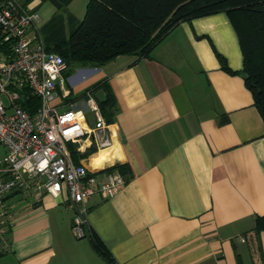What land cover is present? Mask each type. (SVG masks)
<instances>
[{"label":"crops","instance_id":"obj_1","mask_svg":"<svg viewBox=\"0 0 264 264\" xmlns=\"http://www.w3.org/2000/svg\"><path fill=\"white\" fill-rule=\"evenodd\" d=\"M88 1L64 10L43 1L38 28L58 16L52 26L67 32ZM218 57L241 70L223 13L179 24L147 59L118 56L71 83L80 95L104 80L114 101L101 131L108 146L90 138L69 149L99 181L108 171L125 181L113 198L87 203V227L117 264H264V229L255 230L264 217V122L242 78L222 71ZM10 204L0 264H105L73 235L63 198L18 195Z\"/></svg>","mask_w":264,"mask_h":264},{"label":"built area","instance_id":"obj_2","mask_svg":"<svg viewBox=\"0 0 264 264\" xmlns=\"http://www.w3.org/2000/svg\"><path fill=\"white\" fill-rule=\"evenodd\" d=\"M43 1L0 0V255L9 248L10 199L41 193L63 198L73 212L72 232L81 239L88 201L111 199L125 183L114 171L99 181L71 158L69 146L79 149L90 138L98 149L108 146L101 132L106 122L93 94L78 102L69 88L76 76L63 79L62 57L45 49L36 9Z\"/></svg>","mask_w":264,"mask_h":264},{"label":"trees","instance_id":"obj_3","mask_svg":"<svg viewBox=\"0 0 264 264\" xmlns=\"http://www.w3.org/2000/svg\"><path fill=\"white\" fill-rule=\"evenodd\" d=\"M29 1L32 0L22 3ZM52 1L58 10H64L71 2ZM220 13L227 16L242 56L240 71H231L225 60L218 57L220 69L242 78L253 106L264 122V0H89L82 20L72 23L67 32L62 23L52 26V21L58 16H54L39 32L45 49L62 57L65 71L69 67L95 69L118 56L147 59L179 24ZM99 90L106 97L99 108L105 121L110 123L114 101L107 82L102 80L91 85L83 95ZM262 229L264 217H257L255 230ZM85 230L84 238L93 252L105 264H117L90 229L86 227Z\"/></svg>","mask_w":264,"mask_h":264},{"label":"rangeland","instance_id":"obj_4","mask_svg":"<svg viewBox=\"0 0 264 264\" xmlns=\"http://www.w3.org/2000/svg\"><path fill=\"white\" fill-rule=\"evenodd\" d=\"M39 12V11H38ZM39 15H41V18H43V13L41 12V13H39ZM80 69H84V68H76V67H69L68 68V71H65V72H63L62 73V78L63 79H67V78H69L70 76H76V74H77V72H78V70H80ZM85 69H93V68H85ZM69 75V77H67ZM81 76H84V75H81ZM75 79V78H74ZM68 87H69V85H68ZM71 90H72V92H75L76 91V87H74V86H70L69 87ZM74 96V95H73ZM71 97V98H74V97ZM77 99H78V102H84L87 98H86V96H84L83 95V92H82V94L81 95H77ZM91 115V114H90ZM89 114H87V117L89 118V119H91V116H90ZM73 233V232H72ZM74 235V234H73Z\"/></svg>","mask_w":264,"mask_h":264},{"label":"water","instance_id":"obj_5","mask_svg":"<svg viewBox=\"0 0 264 264\" xmlns=\"http://www.w3.org/2000/svg\"><path fill=\"white\" fill-rule=\"evenodd\" d=\"M94 70L95 69H80L78 70V72H79V75L81 76L82 74L93 72ZM93 97L99 104H103L106 101L105 94L102 90L95 92L93 94Z\"/></svg>","mask_w":264,"mask_h":264}]
</instances>
